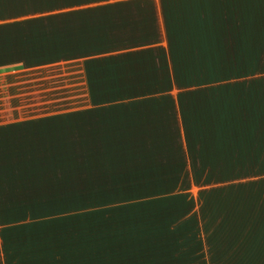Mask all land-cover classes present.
Returning a JSON list of instances; mask_svg holds the SVG:
<instances>
[{
	"label": "crops",
	"instance_id": "obj_1",
	"mask_svg": "<svg viewBox=\"0 0 264 264\" xmlns=\"http://www.w3.org/2000/svg\"><path fill=\"white\" fill-rule=\"evenodd\" d=\"M235 260L264 264V0H0V264Z\"/></svg>",
	"mask_w": 264,
	"mask_h": 264
},
{
	"label": "rangeland",
	"instance_id": "obj_2",
	"mask_svg": "<svg viewBox=\"0 0 264 264\" xmlns=\"http://www.w3.org/2000/svg\"><path fill=\"white\" fill-rule=\"evenodd\" d=\"M91 198H92V192L85 190L84 193H83V195H79L78 194V200L77 201H75L74 199H70L68 201H62L61 202V206L59 204L57 206H52V207L53 208H61V207H64V208H72V209H76V210L82 208V209H85V210H90V209H93L94 208L93 205L95 203H96V207L99 204V202L93 203V201H92ZM100 204H101V202H100ZM94 240H97L98 241L97 238H93V243H94ZM101 252H102V249H97V252L95 251V254H98V256H99V254H101ZM102 259L103 258H100V257L98 258V260H102ZM235 262H236V264H238V260H235ZM224 264H227V262L224 263Z\"/></svg>",
	"mask_w": 264,
	"mask_h": 264
}]
</instances>
